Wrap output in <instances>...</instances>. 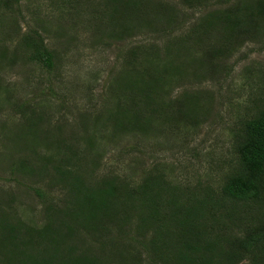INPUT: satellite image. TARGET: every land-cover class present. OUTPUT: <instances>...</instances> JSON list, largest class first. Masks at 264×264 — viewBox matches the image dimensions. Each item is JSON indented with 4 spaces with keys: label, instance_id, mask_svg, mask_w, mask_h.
<instances>
[{
    "label": "rangeland",
    "instance_id": "rangeland-1",
    "mask_svg": "<svg viewBox=\"0 0 264 264\" xmlns=\"http://www.w3.org/2000/svg\"><path fill=\"white\" fill-rule=\"evenodd\" d=\"M134 2L148 20L138 22L143 13L126 8ZM237 3L197 0L187 7L181 0H10L4 6L0 0V264H43L34 259L42 248L55 255V264H176L156 244L158 223L149 216L148 203L125 190L157 168L188 194L205 185L218 191L235 165L234 132L264 105V32L225 42L229 28L216 20L214 29L202 26L209 31L200 39L191 35L198 45L173 39L198 29L211 14L232 12ZM263 24L261 17L257 25ZM28 34L40 37L52 52L50 69L31 60L32 49L24 43ZM218 42L227 45L225 52L210 57L208 50ZM164 47L172 54L180 51L173 54L174 62ZM154 51L161 59L156 68L150 59ZM130 62L137 73L143 67L177 69L168 70L153 93L158 102L149 105L153 123L142 121L150 131L112 136L104 111L112 113L115 97L123 100L130 91L113 95L109 88L116 76L131 71ZM188 93L200 95L191 99L199 108L189 106V117L177 126L163 121L159 109L177 105ZM67 146L86 156L76 170L85 186L95 190L110 175L121 184L115 191L96 190L97 207L74 210L67 203L72 197L54 171ZM99 155L92 172V157ZM47 206L57 217L54 240L43 230L49 223ZM240 229L229 232L240 236ZM9 231L14 242L5 243Z\"/></svg>",
    "mask_w": 264,
    "mask_h": 264
},
{
    "label": "trees",
    "instance_id": "trees-1",
    "mask_svg": "<svg viewBox=\"0 0 264 264\" xmlns=\"http://www.w3.org/2000/svg\"><path fill=\"white\" fill-rule=\"evenodd\" d=\"M181 1L187 7H193V3L197 0ZM1 2L7 6L10 0H1ZM135 3L138 2L131 3L133 5L130 4L131 6L128 5L126 8L140 10ZM148 5L153 6V3H147L146 7ZM161 7L166 8L169 14H173L171 7L165 6V4ZM161 7H158L157 10ZM144 12L140 10L143 15ZM217 15L211 14L198 29H190L188 35L173 40L198 45L200 42L194 41L191 35L195 39H200L202 34L207 33L209 29L213 28L212 26L216 25L214 22L216 20H221V23L225 22L227 24L225 27L229 28L225 29V32L227 30L230 32L225 42L231 36L239 41L241 36L251 34L253 37L256 32H264V24L261 27L257 25V20L261 17L264 18V0L252 2L238 0L232 12ZM146 20L148 19L144 15L138 22ZM202 26L209 27V29H202ZM33 34L36 37L37 32H33ZM24 43L32 49L31 60L43 64L48 69L52 67V52L45 47L40 37L36 40L28 34L24 38ZM217 44L218 47L213 44L208 50L210 57L225 52L227 45L224 43L221 47L223 42ZM166 50L167 59L171 58L170 63L174 62L176 60L174 55L177 56L180 51H177V54L173 53V55L171 51ZM131 54L134 55L133 52ZM156 54L157 52L154 51L150 56L155 68L158 64L160 65L161 60ZM142 63H146L145 57H143ZM210 63V66H216V61L210 60ZM130 64H132L131 71L128 69L126 73H121L119 79L116 76V83L115 81L114 84L111 83L109 88V92L113 95L125 92V88H129L127 90L130 91L123 100L115 97L117 105L112 113L104 111L107 129L112 131V136L116 134L125 135L142 129L150 131L148 130L149 127H146L153 123V119L148 115L152 113L153 109L150 106L158 103L154 101L153 93L164 82L166 72L169 73L168 70L174 72L177 69V67L170 66V69L166 71L159 70L160 68L154 71L150 67L146 71V67H143L137 73L138 71L134 70L133 62ZM132 77L135 79L134 86L131 81ZM193 96L200 99V95L188 93L175 101L177 105H167L164 110L158 108L162 111L158 114L169 125H179L180 120L189 117V106H192V109L199 108L197 104L191 103ZM96 121L94 124L97 123ZM142 121L147 125L145 126ZM141 123L144 127L140 125ZM90 140L93 145L95 143L93 134H91ZM61 143L63 140H59V144ZM88 143L87 140L86 145ZM88 148L90 149V147ZM233 150L236 155L235 165L228 169L229 173L218 191L205 185L189 190L191 193L188 194L187 190L167 179V174L157 168L147 171L137 185L133 187V190H125L129 196H136V200L148 203L149 216L156 219V223H158L159 233L156 236V244L165 253L170 254L175 259L176 264H264V105L239 123L234 132ZM101 155L96 158L92 157V172H96L97 167H99ZM85 158V155H78L72 147L67 146L63 157L56 162V166L54 165L55 178L68 189V195L72 199L68 200L67 203L74 210L97 207L96 190L108 187L115 191V185H121L120 183L116 184V176L110 175L100 179L95 190H93L95 186H85L79 172L76 171L79 169L77 168L78 161H84ZM36 194L40 197L44 195L41 190L40 192L36 190ZM45 210L49 223L43 226V230L51 240H54L58 229H54L52 224L57 217L53 206H47ZM61 223H58V226ZM4 227L6 225L3 226L5 231ZM176 227L177 231L175 230ZM230 227L241 228L242 235H233L229 232ZM7 232L6 230L3 233L7 234ZM7 236L5 243L14 242L10 231ZM8 238L10 239L8 240ZM27 246L25 243L24 248L26 249ZM34 257L43 264H55L56 262L55 255L45 253L43 248L40 255Z\"/></svg>",
    "mask_w": 264,
    "mask_h": 264
}]
</instances>
